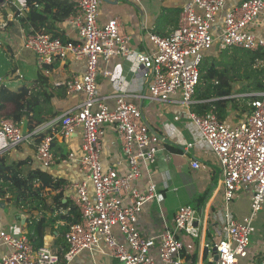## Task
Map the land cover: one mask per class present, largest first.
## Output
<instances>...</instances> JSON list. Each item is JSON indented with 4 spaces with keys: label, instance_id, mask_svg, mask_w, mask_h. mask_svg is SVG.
I'll list each match as a JSON object with an SVG mask.
<instances>
[{
    "label": "built area",
    "instance_id": "1",
    "mask_svg": "<svg viewBox=\"0 0 264 264\" xmlns=\"http://www.w3.org/2000/svg\"><path fill=\"white\" fill-rule=\"evenodd\" d=\"M68 1L73 13L67 23L75 29L76 37L63 41L47 33L25 31L20 26V19L29 10L27 0H0V46H8L14 59L18 50L32 52L38 69L56 61L83 65L81 77L62 84L67 95L81 94L83 100L77 108L63 113L58 130L35 145L34 155L41 168L50 169L56 164L53 142L80 132L78 165L86 180L67 185L80 220L68 226L64 236L67 250L62 261L46 247L35 248L26 234L12 236L0 223V264H71L84 252L105 255L119 264H182L184 245L179 235L207 239L202 250L210 253L215 249V264H238V258L247 259L251 237L256 232L254 220L264 204V93L256 94L255 99H250L252 94L236 96L251 108L240 123L220 121L212 111L198 116L189 109L195 102L198 67L207 54L215 48L264 50V37L258 31L259 27L264 28V0H238L229 8V0H189L181 7L177 27L167 37L149 34V45L143 51L130 46L117 19L99 24L100 0ZM10 24L17 25L18 36L13 34ZM17 38L18 49L12 43ZM113 59L136 64L147 83L141 99L165 103L179 93L188 118L219 162L223 204L220 216L212 221L209 237H204L208 229L206 212L189 205L175 211L171 230L165 227L153 237L140 234L139 215L144 204L156 197V187L149 183L147 194H141L133 183L144 171L150 173L165 139L151 131L140 107L125 96L114 97L112 106L97 96L98 66H107ZM103 74L107 76L109 72ZM15 76L23 78L19 70H15L12 77ZM10 82L0 76V86L8 87ZM107 126L114 129L120 141L126 166L123 175L115 168L104 171L101 166L100 142ZM41 130L39 127L26 134L23 122L0 119V156L33 141L34 134ZM72 159L69 154L67 161ZM190 167L198 170L200 164L193 160ZM239 193H247L250 201V213L242 219H237L230 209ZM123 199L129 201L127 206ZM1 204L0 199V207ZM115 231L122 235L123 244L116 239ZM260 257L264 264V251Z\"/></svg>",
    "mask_w": 264,
    "mask_h": 264
},
{
    "label": "crops",
    "instance_id": "2",
    "mask_svg": "<svg viewBox=\"0 0 264 264\" xmlns=\"http://www.w3.org/2000/svg\"><path fill=\"white\" fill-rule=\"evenodd\" d=\"M100 1L99 24L104 25L111 19H117L120 23L121 32L128 36L130 46L137 51H143L149 45L147 42L148 35L155 34L156 21L159 19L162 10L174 7L181 9L182 5L189 0H140L138 3L130 0ZM237 1L229 0L228 8ZM68 19L69 16L62 22H56L54 25L65 40H74L76 32L73 26L67 23ZM10 27L13 34L18 36L17 25L10 24ZM175 28L176 23L175 19H173V22L170 23L168 21L160 27L158 34L155 35L167 37ZM258 31L264 37V28L259 27ZM12 43L14 48H19L20 40L18 38L14 39ZM5 49L6 51L9 50L12 54V50L8 46H0V69H3L2 62H7L8 60L4 52ZM216 50L215 48L214 51ZM12 62L17 66L16 70L20 71L23 78L11 80L8 87L13 91L24 88L26 96L38 93L40 95L39 100L43 104L46 99L49 100L50 106L53 107V111L57 115L54 119L45 122L39 127L43 130L50 129L52 132L57 131L59 124L55 129L54 124L59 121L63 113L77 108L83 100L81 94L67 95L65 87L62 85L74 77L82 76V63L56 61L50 66L38 69L35 65L34 54L27 50H18V56ZM104 72H109V75L105 76ZM12 79L14 78L12 77ZM146 88L147 83L141 78L135 63L123 59H113L107 66L102 63L98 66L97 96L104 99L108 106L114 104V97L119 95L125 96L140 107L151 131L165 139L164 145L157 153L156 163L150 168V173L144 171L142 176L133 183V187L141 194H147L149 183H152L156 187V197L147 201L142 207L137 228L143 237L158 235L165 227L171 230L173 228L172 221L175 211L180 206L189 205L204 211V213L206 212V225L210 224V227L205 231L204 237H209L212 230V221L220 216V209L223 204L220 164L207 149L199 132L188 118V111L181 103L180 94L177 93L171 96L168 102L159 103L150 99L140 98V96L146 94ZM238 95H247V93ZM238 95L233 94L231 98L242 102L240 98L236 97ZM246 116V114L239 115L238 111L229 109L224 122L240 123ZM104 131V136L100 142L101 166L104 171L109 168H115L120 175H123L126 171V166L120 141L111 126L105 127ZM53 143L52 153L56 164L50 169L41 168L35 162L36 144L34 141L23 143L7 152L8 161H26L27 165L23 168L24 173L29 170L40 169L49 173L53 178L63 179L65 184L61 189L63 195L62 201L64 203L68 200L80 217L79 210L73 200V193L67 189V185L86 180L85 175L79 171L78 165V159L81 156V134L80 132H76L68 139H57ZM69 154L73 155V159L68 162L67 158ZM193 160L199 162L200 168L198 170H193L190 167V162ZM0 199L2 201L0 223L7 229L4 226L1 208L11 205V202L3 200L2 197ZM192 201L194 203L193 206L190 204ZM128 203L127 199H123V205L127 206ZM14 209L17 211L16 218L21 223V234H27L26 224L30 213ZM230 209L237 219L248 215L250 212L249 195L247 193H240L231 202ZM67 213V209L54 211L52 219H56L45 226L43 243L41 245V247L46 245V248L54 252L61 261L67 247L63 237H58L57 231L60 232L62 228L67 230L69 224L58 217L67 215ZM32 215L37 220L41 216L38 212H32ZM49 216L47 214V219ZM70 217L72 218V215ZM262 222H264V213H262L259 224ZM255 229L256 232L251 237L249 246V256L247 258L249 264H261L262 260L260 256L264 251V228L260 230L255 226ZM115 236L118 242L124 243V239L120 233L115 231ZM184 237L187 236L179 235L178 237L184 245L180 255L182 264H213V262L215 264L216 261H213V253H207L202 250V245L207 242V239L193 240ZM0 251L2 252V248ZM71 264L119 263L99 253L89 254L84 252L76 256Z\"/></svg>",
    "mask_w": 264,
    "mask_h": 264
},
{
    "label": "trees",
    "instance_id": "3",
    "mask_svg": "<svg viewBox=\"0 0 264 264\" xmlns=\"http://www.w3.org/2000/svg\"><path fill=\"white\" fill-rule=\"evenodd\" d=\"M27 1L29 10L26 16L19 21L24 30L31 29L33 32L47 33L54 38L59 37L66 41L54 24L62 22L73 13L72 4L68 0ZM35 4L40 6L39 9L34 8ZM180 11L181 9L175 7L164 8L156 21L154 33L158 34L160 27L168 21L173 22V19H175L177 27ZM212 52L207 54L198 67L199 80L193 97L195 102L190 106V112L202 116L208 111H212L220 121L227 118L229 109L238 111L239 115L246 114L248 116L251 113V108L246 105H240V107V100L231 98V96L235 93H250L253 95L250 99H255L256 94L264 93V50L222 49L218 51L220 52L218 56ZM5 53H7L8 60L2 62L3 69H0V76L4 79H18L16 76L12 79L13 73L17 69V66L12 62L13 56L9 50ZM236 86H238L237 91ZM39 96L38 93L26 96L24 88L13 91L9 87L1 85L0 119L23 122L25 133H32L57 115L53 111V107L50 106L49 100L46 99L43 104L40 102ZM8 105L13 107L12 112L2 115ZM58 124L59 122L54 124V129ZM50 131V129H44L34 134L35 144H38ZM26 165V161H8L7 153L0 156V197L13 203L14 208L30 213L26 224V236L36 248L43 243L45 226L56 219H52L55 210H68L67 215L58 218L69 225L78 222L80 217L68 200L64 203L62 201L61 189L65 184L63 179L53 178L49 173L40 169L24 173L23 168ZM32 212H38L41 215L40 218L37 220ZM47 214L50 215L48 219ZM67 230L62 228L60 232L57 231L58 237L64 239Z\"/></svg>",
    "mask_w": 264,
    "mask_h": 264
},
{
    "label": "rangeland",
    "instance_id": "4",
    "mask_svg": "<svg viewBox=\"0 0 264 264\" xmlns=\"http://www.w3.org/2000/svg\"><path fill=\"white\" fill-rule=\"evenodd\" d=\"M218 51H219V49L216 50V52H215L214 55L217 54V56H218L219 53H220ZM243 85H245V84H243ZM237 89H238V86H236V91H237ZM235 94L238 95V93H235ZM243 94H246V93H243ZM247 94H249V93H247ZM240 105L241 106L242 105H245V103L244 102H240L239 103V106ZM10 112H12V106L8 105L7 108H6V110L4 111V113L2 112V115L9 114ZM2 198H3V200H5L4 197H2ZM5 201H8V200H5ZM12 204L13 203H11V205ZM190 204L193 206L194 205L193 201ZM11 205H6V208H1L2 215H3L2 219H3V222H4V226H6V228H7L5 230L8 233H10L12 236H14V237H20V235H21V231H20L21 230L20 229L21 223H20V220L16 218V212L17 211ZM262 213H264V204L262 205L261 211L258 213L257 217L254 220V226H256L257 229L259 228L260 230L264 228V222H262L261 224H259V222H261ZM248 215H246V216H248ZM208 227H210V224H208ZM184 238L189 239V237H184ZM213 264H214V262H213ZM238 264H249V262H248V259L242 260V259L238 258Z\"/></svg>",
    "mask_w": 264,
    "mask_h": 264
},
{
    "label": "water",
    "instance_id": "5",
    "mask_svg": "<svg viewBox=\"0 0 264 264\" xmlns=\"http://www.w3.org/2000/svg\"><path fill=\"white\" fill-rule=\"evenodd\" d=\"M215 249L212 250V253H213V261H216L217 260V255L214 253Z\"/></svg>",
    "mask_w": 264,
    "mask_h": 264
},
{
    "label": "bare ground",
    "instance_id": "6",
    "mask_svg": "<svg viewBox=\"0 0 264 264\" xmlns=\"http://www.w3.org/2000/svg\"><path fill=\"white\" fill-rule=\"evenodd\" d=\"M43 247H47L46 245H43Z\"/></svg>",
    "mask_w": 264,
    "mask_h": 264
}]
</instances>
